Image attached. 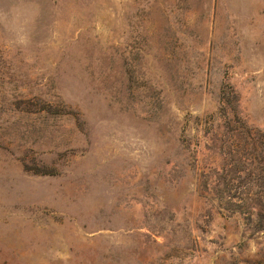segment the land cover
Segmentation results:
<instances>
[{
	"label": "rangeland",
	"instance_id": "1",
	"mask_svg": "<svg viewBox=\"0 0 264 264\" xmlns=\"http://www.w3.org/2000/svg\"><path fill=\"white\" fill-rule=\"evenodd\" d=\"M0 264H264V0H0Z\"/></svg>",
	"mask_w": 264,
	"mask_h": 264
}]
</instances>
